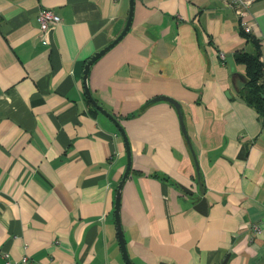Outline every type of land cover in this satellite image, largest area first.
<instances>
[{
    "label": "crops",
    "instance_id": "crops-1",
    "mask_svg": "<svg viewBox=\"0 0 264 264\" xmlns=\"http://www.w3.org/2000/svg\"><path fill=\"white\" fill-rule=\"evenodd\" d=\"M41 8L60 18L44 41ZM127 14L128 0H0V264H125L113 215L125 144L82 71ZM246 25L264 56V0L244 18L219 0H134L129 30L89 68L129 142L119 217L132 264H264V118L240 94L243 68L232 77L220 58L252 50ZM156 96L181 105L201 190Z\"/></svg>",
    "mask_w": 264,
    "mask_h": 264
},
{
    "label": "water",
    "instance_id": "water-1",
    "mask_svg": "<svg viewBox=\"0 0 264 264\" xmlns=\"http://www.w3.org/2000/svg\"><path fill=\"white\" fill-rule=\"evenodd\" d=\"M133 9H134V0H128V14H127V18L126 21L123 25V28L120 30V32L115 36L114 39H112L106 46H104L103 48H101L100 50L94 52L87 60L86 63L84 64L83 67V71H82V83H83V91L84 94L86 96V98L88 99V101L90 102V104L92 105V107L97 110L98 112H100L103 116H105L106 118H108L112 124L117 128V130L119 131L120 135L122 136L123 142L125 144V149H126V166H125V170L123 172V175L120 179V181L118 182L117 186H116V190H115V196H114V204H113V215H114V221H115V226H116V235H117V239H118V243H119V247H120V252H121V256L122 259L124 261L125 264H132V262L130 261L128 254L126 252V248H125V243H124V238H123V233L121 230V226H120V217H119V206H120V194H121V190H122V185L129 173L130 170V166H131V156H130V148H129V142L126 136V133L122 127V125L120 124V122L115 118V116L111 113H109L107 110H105L100 104H98V102L93 98L89 87H88V83H87V78H88V72H89V68L90 66L98 59L100 58L102 55H104L108 50H110L119 40L122 39V37L127 33V31L129 30L130 26H131V22H132V17H133ZM225 60L226 63L228 64L230 71L232 73V77L234 76H238L240 78V75L237 73L236 71V67H235V63L233 61V58L231 55L226 54L225 55ZM166 101L168 103H170L176 114H177V118L179 121V126H180V130L181 133L185 139V142L191 152L193 161H194V165L196 168V176H197V182H198V186L199 189L201 190V183H200V175H199V170H198V164H197V160H196V156L194 154L192 145L190 143L189 140V136L187 134L186 128H185V124H184V116H183V112H182V108L181 105L178 101L167 97V96H156L154 97L152 100L150 101Z\"/></svg>",
    "mask_w": 264,
    "mask_h": 264
},
{
    "label": "trees",
    "instance_id": "trees-1",
    "mask_svg": "<svg viewBox=\"0 0 264 264\" xmlns=\"http://www.w3.org/2000/svg\"><path fill=\"white\" fill-rule=\"evenodd\" d=\"M246 41L252 50H238L232 55L237 66L244 71L245 82L240 89V94L245 102L253 107L264 118V60H262L261 46L253 35L243 32ZM226 64V61H224ZM90 111L95 110L90 107Z\"/></svg>",
    "mask_w": 264,
    "mask_h": 264
},
{
    "label": "built area",
    "instance_id": "built-area-1",
    "mask_svg": "<svg viewBox=\"0 0 264 264\" xmlns=\"http://www.w3.org/2000/svg\"><path fill=\"white\" fill-rule=\"evenodd\" d=\"M227 7H230L236 12L237 15L244 18L245 15L248 13V8L251 5L253 0H219ZM60 21L59 16L51 9L48 8H41L38 10L37 13V22L39 25L40 30V41L45 40V33L46 31L56 25ZM246 33L250 32V27L248 25L243 27ZM220 58L222 62L225 61V55L220 53ZM262 60H264V56H262ZM252 229L254 233L259 234L260 228L257 225H253ZM27 262V258L23 257L20 262H15L14 264H25Z\"/></svg>",
    "mask_w": 264,
    "mask_h": 264
}]
</instances>
